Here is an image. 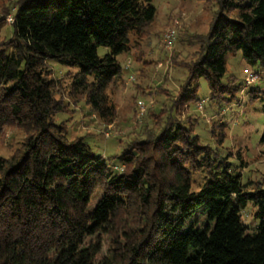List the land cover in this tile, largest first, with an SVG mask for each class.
Here are the masks:
<instances>
[{
  "label": "trees",
  "instance_id": "obj_1",
  "mask_svg": "<svg viewBox=\"0 0 264 264\" xmlns=\"http://www.w3.org/2000/svg\"><path fill=\"white\" fill-rule=\"evenodd\" d=\"M153 1L15 0L6 7L13 32L0 41V134L16 126L25 138L0 155V264H264V183L243 182L229 156L202 142L194 117L187 126L171 115L187 114L193 103L203 110L197 91L205 77L213 109L219 104L208 120L212 133L219 143L226 139L221 103L231 104L258 78L249 70L246 86L234 76L224 80L227 56L241 52L264 69V0H215L210 29L199 35L186 32L181 10L167 14L159 35ZM170 28L173 45L182 35L197 47L166 52ZM150 42L153 52L188 70L174 94L164 85L167 64L160 84L140 83L157 66ZM99 47L108 51L100 54ZM122 54L135 71L119 60ZM49 59L79 69L69 101L57 97ZM127 72L135 104L142 95L173 98L159 108L157 99L137 105L143 117L126 146L103 156L84 136L69 137L55 116L84 100L108 128L117 112L111 92L125 84ZM249 202L259 221L252 228L242 214Z\"/></svg>",
  "mask_w": 264,
  "mask_h": 264
},
{
  "label": "rangeland",
  "instance_id": "obj_2",
  "mask_svg": "<svg viewBox=\"0 0 264 264\" xmlns=\"http://www.w3.org/2000/svg\"><path fill=\"white\" fill-rule=\"evenodd\" d=\"M13 1L15 0H0V41L11 37L13 32L10 25L11 13H6V7H12L14 5V3L12 4ZM153 2L157 6L156 29H159V35L167 28L164 26L168 20L167 14L170 12L176 14L179 10L185 15L184 21L186 22V26H188L186 29L188 34H205L209 31L210 22L214 12L218 8L215 0H154ZM181 36H177L175 45L172 48L165 47V51L167 49L170 52L173 48L176 50L186 48L187 51H191L197 47L193 42L190 43L183 40ZM151 42L157 44L160 42V38L154 36ZM152 43L149 47L146 46V49H148V53L155 54L150 58H158L156 60L157 66L154 67L153 65L147 68L148 78L140 80V83L144 86L148 83L152 84L153 87L157 86L160 82L164 81L161 73L168 67L166 73H169L164 85L174 94V91H178L187 79L188 70L183 67L178 66L175 68L172 66L171 60L164 57L166 54L162 50L158 49L159 52H153L151 48ZM160 46L162 47L161 44ZM106 51H108L106 47H99L100 54H104ZM187 51H184V53H187ZM119 60L123 61L125 66L130 65L133 71H135V63L131 57L122 54L119 56ZM48 63L54 71L53 76L58 82L57 97L69 101L72 82L75 72L79 70L78 67H69L53 59H49ZM162 63L163 65L161 66ZM129 68H126V71L130 73ZM249 70L257 72L258 78L255 82L246 86V77L250 72ZM128 72L125 76V84L119 83L114 91L112 90L111 92V97L117 108L115 123L109 124L108 128L104 129V123L97 113L90 111L89 106L85 104L84 100H81L78 104L73 105L72 103L70 112L59 113L55 116L56 122H64L67 125L69 137L84 136L95 153L110 156L126 146L127 141H129V130L135 125V120L136 122L142 120L143 116L140 115L142 117H139L141 111L139 112L140 109L139 107L137 108V105L144 104L145 106H143L147 107L153 103L151 100L157 99L156 108H159L163 106L162 100L163 102L167 99L169 101L172 100L173 97L171 95H164L163 97L161 95H156L157 97L142 95L139 97L138 103L135 104L133 96L136 89L132 80H130ZM230 76L236 77L237 84L245 85L246 92L244 93L240 89L237 92L235 100L228 106L221 103L224 107L221 117L228 123V136L223 142L219 143L213 135L212 124L208 121L217 113L218 109L216 108H218L219 104L214 107V110L212 101L209 99L211 89L205 77L199 79V89L197 91L198 98L204 102L203 110L193 103L187 114L183 113L179 115L176 111H173L171 115L177 117L179 120L183 119L182 122L187 126L189 125L187 117H194V120H196L194 129L202 139V142L218 150L222 156H229L232 166L242 172L243 182L254 180L255 182L264 183V157L259 155L264 148V144L260 141L264 127V69L260 65L250 66L242 57L241 52H229L227 56V72L224 80H227ZM252 89H256L253 93L256 96H252ZM134 105L136 106V111L134 110ZM145 122L146 124L152 123L151 116H147ZM106 133H109L110 137H106ZM120 137L123 143L117 142L116 138ZM24 138L25 132L23 129L16 126L5 127L4 131L0 134V155H10L21 146ZM254 212L255 208L252 202H249L247 207L242 211L244 222L251 228L259 222L255 218ZM106 250L107 248L105 247L103 253H106Z\"/></svg>",
  "mask_w": 264,
  "mask_h": 264
},
{
  "label": "built area",
  "instance_id": "obj_3",
  "mask_svg": "<svg viewBox=\"0 0 264 264\" xmlns=\"http://www.w3.org/2000/svg\"><path fill=\"white\" fill-rule=\"evenodd\" d=\"M175 38V30L174 29H168L165 32L164 40L167 42L168 48H171L174 43Z\"/></svg>",
  "mask_w": 264,
  "mask_h": 264
},
{
  "label": "bare ground",
  "instance_id": "obj_4",
  "mask_svg": "<svg viewBox=\"0 0 264 264\" xmlns=\"http://www.w3.org/2000/svg\"><path fill=\"white\" fill-rule=\"evenodd\" d=\"M172 28V27H171ZM178 29V28H177ZM177 34V33H176ZM165 40H163V42H164Z\"/></svg>",
  "mask_w": 264,
  "mask_h": 264
}]
</instances>
